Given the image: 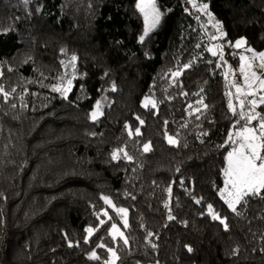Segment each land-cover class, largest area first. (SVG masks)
I'll return each mask as SVG.
<instances>
[{"label": "trees", "instance_id": "trees-1", "mask_svg": "<svg viewBox=\"0 0 264 264\" xmlns=\"http://www.w3.org/2000/svg\"><path fill=\"white\" fill-rule=\"evenodd\" d=\"M137 1L0 0V264H104L108 247L116 264H264V192L237 212L221 196L229 134L244 124L225 72L238 38L264 49V0H201L226 31L223 59L187 0H159L168 12L141 41ZM69 80L66 98L53 91ZM102 197L128 209L127 229Z\"/></svg>", "mask_w": 264, "mask_h": 264}, {"label": "snow or ice", "instance_id": "snow-or-ice-1", "mask_svg": "<svg viewBox=\"0 0 264 264\" xmlns=\"http://www.w3.org/2000/svg\"><path fill=\"white\" fill-rule=\"evenodd\" d=\"M192 2L193 7H197L195 0H190ZM139 11L144 16L145 21V35H147L149 32L153 31L160 23L162 13L159 10V8L156 5V0H140V4L138 5ZM208 5L203 4L197 8L198 11L201 12H207ZM209 20L211 21L213 19L212 14L208 13ZM213 27L219 31L220 24L217 22L213 24ZM223 35V34H222ZM217 37L215 35L212 36V39H216ZM141 41H143V37H141ZM246 44V41L244 39L237 40L235 42L236 48H241ZM220 52V57L223 59V52ZM213 56H216L218 53L214 49L210 48L208 49ZM248 51H252V49H247ZM76 57L72 56L70 63H74L76 61ZM240 59L242 61L247 62L248 70L245 71V68L243 65L240 67V71L243 74L244 79V87L237 86L233 84V87L236 88V94L237 99L239 101V108L240 111L237 113L236 107L232 104L231 100L229 101V108L232 110L233 114H238L241 119H245V126L242 127V129L236 133L237 137L240 139L239 147L234 148L232 152L228 154V168L225 171L226 176V188L224 190V193H222V196L225 199V203H227L228 207L232 210V212H237V205L244 200L245 197L252 195V196H259L262 192H264V155H262V151H264V119L260 120L258 129L249 127L248 125L251 124V122L259 116V113H255L254 109L257 105L258 101L256 99H252L248 101V104L252 106V108L249 110V113H245L243 111L245 106V101L243 99H240V96H254L256 95L257 91H264V78L258 76L255 71H251L253 64L249 60L248 57L241 56ZM252 59H259L261 64V67H264V53L259 54L258 56L254 53ZM185 68L189 67V65H185ZM174 77H178L181 75L180 71H176L172 74ZM258 81L259 87L254 88V83ZM68 88L61 89L60 87L53 88V91L61 92V94L66 98L67 92L70 90L71 87V80L68 81ZM245 87L247 88V91H245ZM15 89H13V92ZM0 94L3 95L5 101L7 100L8 96L10 95L9 92L5 91L2 87H0ZM227 95L231 96L232 93L229 92ZM21 100L23 101V97H21ZM260 103H264V96H261L259 98ZM198 103H200L204 108H207V105L203 104V100L201 99ZM149 104L152 105L153 108L156 107L154 100H146L145 101V107H147ZM13 108L16 107L15 104L12 105ZM100 104L96 105V111L92 112L91 119L94 121L99 118L100 115H102V112L100 111ZM192 105H189V108H191ZM196 111H199V109H196ZM141 124H143V121H140ZM136 134L139 135V129H137ZM129 135H132L131 131H129ZM229 140L232 141V137L229 136ZM167 142L171 145H178L179 141L173 137L168 136ZM235 143V141H232ZM123 149H118L113 152L112 158L118 159L120 156V153L123 152ZM143 151L149 152L151 151V145L150 142L143 145ZM124 156L131 160L132 157L128 156L126 152H124ZM166 191L171 194V187L167 188ZM135 199V197H132ZM104 200V203L106 205H109L116 213V215L120 218V220L123 223V227L127 229L129 227V221H128V209L124 207H117L115 204H113L112 200L108 197H102ZM197 203H200L199 200L196 201ZM165 208H169L168 203H165ZM207 211L211 218L215 221H219L221 225H223L225 230H228V224L226 221V218H222L218 213L215 212L212 205L207 206ZM239 214V213H237ZM103 215L108 217V220H112V217L109 216L107 211L103 212ZM170 220L174 219L171 215L168 217ZM106 221L100 220L101 224H104ZM95 229L92 227H89L86 229V232L88 236L85 239V243L88 242V238L92 236ZM111 238L114 242L118 241V238L120 241H122L123 245H128L129 240L127 236L125 235L124 231H121L120 227H118L117 223L113 222L110 226V233ZM149 236H152V233H148ZM73 243L69 241V247H72ZM76 246H79L78 244ZM101 248L106 247L104 244L98 245ZM153 247L155 245L153 244ZM107 251L111 255V259L105 260L104 264H116V262L119 260V256L117 254V251L114 247H108ZM191 251V249H189ZM89 259L94 260H100V257L97 255L95 251L91 252Z\"/></svg>", "mask_w": 264, "mask_h": 264}, {"label": "rangeland", "instance_id": "rangeland-1", "mask_svg": "<svg viewBox=\"0 0 264 264\" xmlns=\"http://www.w3.org/2000/svg\"><path fill=\"white\" fill-rule=\"evenodd\" d=\"M195 3L197 5V7H193L192 2H190V0H187L186 3H185L186 10L188 12H190V13L200 14L201 16H203L204 22H205V24H206V26H207V28L209 29V32H210V39H211L210 48H212L215 51H217L218 54L216 56H218V55L220 56V52H221L220 46H223L222 47V52H223L224 56H226L225 55V53H226V47H225V45H226L225 44L226 31L224 29V26H223L221 20H219L218 17L213 13V11L211 10L208 2H203L201 0H195ZM139 4H140V0L137 1V7H138ZM203 4H207L208 5L207 12H201V11L197 10V8L199 6H201V5H203ZM156 5H157V7L159 8V10L162 13V16H161V19H162L166 15V13L168 12V8L162 2H160L159 0H156ZM138 9H139V7H138ZM208 13L212 14L213 19L211 21L209 20ZM142 17H143V20H144L143 14H142ZM217 22L220 24L219 31H217V29L215 27H213V24H215ZM145 28H146V25H145V21H144V28H143V32H142V35H141V37H143V40L150 33L149 32L147 35H145ZM213 35H215L217 38L216 39H212ZM240 39H244L246 41V44L243 47H241V48H236L234 46L235 42L237 40H240ZM237 40L233 43V47H235L236 49H239V65L237 67H233L232 65H230L228 63L227 68H226V72H225V76H226V80H227V84H228V91L232 93V95L229 96V99L231 100L232 104L236 107L237 113H239V111H240L239 101L237 99L236 88L233 87V84H235L237 86L244 87L243 74L240 71L241 65L244 66L245 71H249L248 70V66H247V62L246 61H242L240 59V57L241 56L248 57L249 60L251 61V63L253 64V67H252L251 71H255L258 76L264 78V67L260 66V64H261L260 60L259 59H254V60L252 59L254 53L258 56L259 54L264 53V49H256L255 47L251 46L247 42L245 37H240ZM249 48L252 49V51H248L247 49H249ZM253 86H254V88L258 89L259 82L256 81ZM245 91H247L246 87H245ZM261 96H264V91H257L256 95H254V96H247V97L240 96V99H243L245 101V106H244L243 111L246 114L249 113V110L252 108V106L250 104H248V101L252 100V99H256L258 101L257 105L255 106L254 112L255 113H259V116L257 117V119L253 120L250 125H248L249 127L258 129V125H259L260 120L264 119V115H263V112L261 110V107L264 106V103H260L259 102V98ZM94 111H96V108H95ZM243 121H244V124L242 126H239V127H236L234 129H232V131L229 134V136L232 137V141H235V143H233L232 141L229 140L232 143V148L228 151V153L226 155V169H225V171L228 168V154L230 152H232L234 148H238L239 147L240 139H239V137H237L236 133L239 132L242 129L243 126H245V119H243ZM261 154L264 155V151H262ZM226 179L227 178L225 176L224 186L221 189V196H222V193H224V190L226 188ZM223 199H224V197H223ZM104 211H107V209H105ZM118 227H120V226L118 225ZM120 229H121V231H123V229L121 227H120ZM109 259H111V255H109L107 260H109ZM150 264H159V263H150Z\"/></svg>", "mask_w": 264, "mask_h": 264}]
</instances>
